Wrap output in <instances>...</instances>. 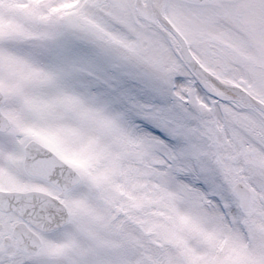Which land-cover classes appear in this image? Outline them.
<instances>
[{
	"label": "snow or ice",
	"instance_id": "obj_1",
	"mask_svg": "<svg viewBox=\"0 0 264 264\" xmlns=\"http://www.w3.org/2000/svg\"><path fill=\"white\" fill-rule=\"evenodd\" d=\"M0 264H264V0H0Z\"/></svg>",
	"mask_w": 264,
	"mask_h": 264
}]
</instances>
